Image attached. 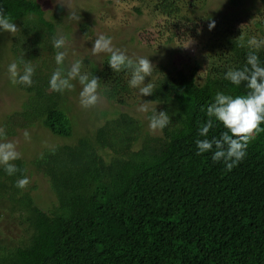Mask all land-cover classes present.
<instances>
[{"label":"trees","instance_id":"1","mask_svg":"<svg viewBox=\"0 0 264 264\" xmlns=\"http://www.w3.org/2000/svg\"><path fill=\"white\" fill-rule=\"evenodd\" d=\"M137 1L139 14L147 10L152 19L165 20L158 26L171 32L167 42L181 27L197 34L205 24L196 11L207 0ZM0 8L21 25L12 37L16 61L35 68L30 87L17 83L28 98L5 121L6 136L15 133L14 126L38 121L56 135L74 136L68 90L49 86L58 67L55 59L41 60L58 51L55 22L37 0H0ZM246 17L225 15L214 19L211 30L201 27L209 35V64L202 77L199 65L154 66L155 91L144 97L169 115L162 132L152 134L122 109L75 142L45 149L35 158L55 196L52 207L16 187L26 176L22 158L12 162L19 171L11 176L0 166V264H264V133L231 171L223 161H213L215 149L197 155L196 145L197 139L219 138L226 131L214 121L207 137L199 135L215 95L248 91L245 83L237 87L224 76L246 65L249 38H264V0ZM257 54L264 66V49ZM109 59L110 54L100 67L86 61L82 73L97 77L100 93L113 104L131 106L139 89L129 87L130 73L114 72Z\"/></svg>","mask_w":264,"mask_h":264},{"label":"rangeland","instance_id":"2","mask_svg":"<svg viewBox=\"0 0 264 264\" xmlns=\"http://www.w3.org/2000/svg\"><path fill=\"white\" fill-rule=\"evenodd\" d=\"M37 1L45 9L46 18L55 22L57 37L63 35L67 39L68 55L65 64L68 67L75 60L83 61L81 72L83 68L86 69L88 62L100 67L109 54L92 55V47L98 36L105 35L111 37L115 48L120 49L134 59L148 57L153 66L160 64L168 65L170 68L190 69L191 66L199 65V77L204 75L209 64L208 51L205 48L209 35L202 31L201 27H206L209 30L208 23L214 19L217 20L225 15L238 13L248 20L246 16L254 14L259 6V0H238L236 4L232 0H207L205 5L198 6L196 11L197 16L205 21V24L201 22V27L197 28V31L200 32L197 34L196 31L187 33L185 32L187 27L184 26L177 30V35L173 41L167 42V36L171 32H165L161 26H158V22L160 25V22L164 23L165 20L152 19L153 16L147 13V10L139 14L134 8L140 4L137 0ZM71 11L80 17L78 22L69 17ZM210 19L212 20L209 22ZM84 23L88 24L87 28L83 27ZM15 24L20 30L21 25ZM19 30L14 35L4 31L5 38L0 39L2 54L0 60V128H3L4 131L6 129L4 123L9 119V115L21 111L28 98L24 91L18 89L17 83H12L8 72V66L13 62H17L16 55L12 50V37L16 36ZM63 50L60 49V51ZM55 55L56 52L44 55L41 60L48 58V56L55 59ZM37 62L38 60H34V63ZM157 76L154 75V77ZM151 78L148 77V80H145L144 83L150 82ZM72 83L75 88L68 90L67 106L72 120L76 121L75 130L77 132L75 131L74 136L56 135L45 127L41 121L27 127L14 126L15 133L6 136V141L16 143V150L21 154L20 158L23 159L26 165L25 177L30 180V183L22 190L29 192L44 207H52L56 202L48 177L38 171L33 163L34 159L40 156L45 149L75 142L78 137L96 130L105 123L107 118L113 117L122 109L141 119L146 128L149 129L147 119L149 114L137 111L140 105L147 101L139 91L131 106L121 107L109 101L98 89L101 97L100 101L94 107L84 108L80 103L82 85L79 84L78 80L72 81ZM150 107L158 109L153 102H151ZM25 131L30 135L28 140L24 137ZM157 133L159 132L152 134Z\"/></svg>","mask_w":264,"mask_h":264},{"label":"clouds","instance_id":"3","mask_svg":"<svg viewBox=\"0 0 264 264\" xmlns=\"http://www.w3.org/2000/svg\"><path fill=\"white\" fill-rule=\"evenodd\" d=\"M70 18L80 20V17L71 11ZM215 27V21L209 23V30ZM0 30L14 35L19 29L11 21L2 8H0ZM242 41L240 46L244 47L243 36H239ZM53 47L57 49L55 62L57 68L50 77L49 86L52 91L64 92L73 90L75 85L72 81L78 80L82 85L80 92V103L84 108H90L97 105L101 97L98 93L100 87L97 77L89 78L87 73H82V60H75L70 67L65 69L64 61L68 55L67 39L60 35L53 39ZM249 49L246 65L241 69H229L224 79L230 81L235 86L246 84L247 93L242 95H228L218 92L214 97V102L207 107L208 120L202 124L199 129V135L207 137L209 130L214 127V121L223 125L226 131L222 132L219 138L197 139V155L213 151L212 159L214 162L223 161L226 169L231 171L246 156L249 144L261 133H264V66L258 56V52L264 49V38L258 39L252 36L247 40ZM60 49H64L60 51ZM100 53L110 54L108 64L114 72L126 71L130 73L129 87L138 88L141 95L148 96L155 91V85L150 81L144 83L145 77H152L154 66L148 57L132 58L125 52L115 48L111 37L100 35L94 40L92 55ZM19 65H23L21 70ZM8 72L13 84L20 83L26 86L33 84L32 77L35 68L31 63H25L23 59L13 62L8 66ZM151 101H146L137 109L140 113L151 115L147 116L149 121V130L152 133L162 130L168 126L171 119L167 112H157L156 108L150 107ZM203 111V109H202ZM214 118V119H213ZM26 140L30 139L27 131L24 132ZM15 142L6 141V133L0 128V165L8 175H13L19 169L12 162L20 158V153L16 150ZM30 180L24 177L17 181L16 187L24 189L28 186Z\"/></svg>","mask_w":264,"mask_h":264}]
</instances>
